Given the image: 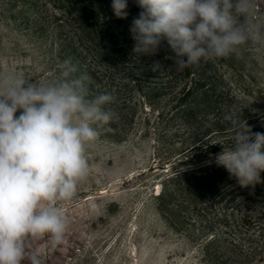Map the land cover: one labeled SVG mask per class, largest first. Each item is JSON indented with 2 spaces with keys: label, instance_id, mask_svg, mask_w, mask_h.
<instances>
[{
  "label": "rangeland",
  "instance_id": "obj_1",
  "mask_svg": "<svg viewBox=\"0 0 264 264\" xmlns=\"http://www.w3.org/2000/svg\"><path fill=\"white\" fill-rule=\"evenodd\" d=\"M58 1L0 0V73L43 84L59 77L65 60L81 62L80 35ZM249 19L264 25V0H255ZM194 66L214 91L181 103L179 70L158 54L125 69L134 78L91 82L88 98L111 94L103 107L116 118L88 145L90 173L75 197L60 202L63 242L26 240L41 264H264L252 258L264 259V215L238 231L224 205L191 201L168 180L182 170L186 149L233 139L234 122L264 128V34L241 46L239 57Z\"/></svg>",
  "mask_w": 264,
  "mask_h": 264
},
{
  "label": "clouds",
  "instance_id": "obj_2",
  "mask_svg": "<svg viewBox=\"0 0 264 264\" xmlns=\"http://www.w3.org/2000/svg\"><path fill=\"white\" fill-rule=\"evenodd\" d=\"M133 19V52L169 54L177 70L214 58L241 54V46L264 34V25L249 17L255 0H137ZM116 18L128 16L127 0H112ZM155 61L153 71L161 69ZM71 60L48 83L0 73V264H41L40 253H28L26 240L48 236L53 245L68 227L62 201L72 200L90 173L87 147L116 113L105 110L111 94L89 99L92 78ZM20 111L17 116L16 113ZM110 130V129H109ZM233 143L215 162L242 188L264 183V133H253L247 121L234 122Z\"/></svg>",
  "mask_w": 264,
  "mask_h": 264
},
{
  "label": "trees",
  "instance_id": "obj_3",
  "mask_svg": "<svg viewBox=\"0 0 264 264\" xmlns=\"http://www.w3.org/2000/svg\"><path fill=\"white\" fill-rule=\"evenodd\" d=\"M58 3L63 5L59 7L65 13L62 17L68 19L65 24L71 27L72 31L74 29L78 32L80 37H77V43L83 45L82 48L86 51V54H81L80 63H73L79 64L73 74L75 77L87 73L92 81L109 79L112 82L118 78L120 81L134 78V74L126 73L125 69L150 56H140L133 52L136 41L130 29L133 19L137 18L142 10L133 0H127L129 14L126 19L115 17L111 8L112 0H59ZM77 43H71L70 48L76 51ZM168 54L163 48L158 53L163 59ZM120 74L126 77L121 78ZM204 74L201 71L199 75L194 65L178 71L180 103L200 93L201 97H207L214 91L212 86L206 89L208 78ZM262 85L264 87V83ZM251 129L253 133H264V128ZM232 143L233 139H229L217 145L203 144L186 149L184 153L190 155L180 162L182 170L169 176L168 180L176 186L175 192L182 191L191 201L201 200L203 204L224 205L227 211L232 212L230 221L239 231L256 222L260 215H264V183L257 184L254 188H242L223 166H218L212 161L213 157L222 152L223 147L231 146ZM198 160L201 162L197 163ZM260 175L264 181V172ZM224 222L225 226L229 227L228 216ZM233 242L237 247V241ZM258 256L255 253L252 258L260 263L264 259Z\"/></svg>",
  "mask_w": 264,
  "mask_h": 264
}]
</instances>
